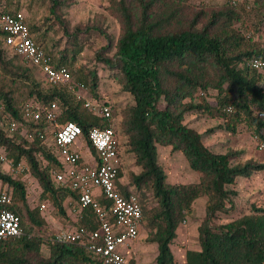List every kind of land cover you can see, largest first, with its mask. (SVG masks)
<instances>
[{"label": "trees", "instance_id": "obj_1", "mask_svg": "<svg viewBox=\"0 0 264 264\" xmlns=\"http://www.w3.org/2000/svg\"><path fill=\"white\" fill-rule=\"evenodd\" d=\"M14 1L0 0V12H21L19 5L12 8ZM50 1L53 15L70 5V0ZM237 5L235 0L221 10L211 11L204 24L206 13L191 11L189 0H113L108 7L121 23L122 33L114 57L98 58L134 99L133 105L122 110L121 126L116 131L118 136L121 130L128 137V149L142 169L139 174H131L127 183L121 169L119 179L124 183L119 184L126 194H135L143 207L142 227L145 223L148 228L147 243L158 246L155 264H264V210L226 224L215 222L219 214H228L235 208L233 197L237 192L230 187L239 178L264 172V164L253 160L239 162L244 152L234 149L214 152L205 144L204 135L185 123L189 114L209 115L225 121L218 127L221 131L236 134L240 125L246 124L255 135L264 138V117L258 115L264 114V75L247 67L252 59H264V47L260 40L234 28L242 20ZM256 5L262 7L264 14V0H256ZM30 29L43 46L38 28ZM92 30L104 36V31L96 27L84 31ZM74 31L76 37L85 33L80 28ZM44 49L54 66L66 67L71 73L77 85L74 92L52 86L35 65L20 55L10 54L0 33V102L4 109L0 111V148L16 165L27 160L41 187V200L51 201L66 217L64 202L75 194L52 184L50 171L60 164L38 136L46 125L24 122L23 110L31 102L57 103L60 123L78 124L85 138L92 128L105 129L108 123L85 107L86 99H78L79 87L84 86L91 98L102 101L97 92L98 72L85 67L74 70L76 56L82 50L75 51L71 59ZM209 90L218 92L215 108L208 102ZM161 102L165 104L163 109ZM229 107L233 108L231 114L226 111ZM112 110L117 118L120 114L114 105ZM6 121L19 122L26 134L22 135L20 129L9 136L2 127L7 126ZM29 134L33 139L26 136ZM160 148L183 154L199 181L169 184L159 164ZM0 186L10 189L13 202L9 209L20 216L24 231L20 238L0 240V264H102L83 245L44 237L40 233L45 226L40 207L27 205L26 184L4 172L1 164ZM203 197L208 201L206 218L198 229L200 249L188 251L185 263H179L171 246L194 203ZM100 202L105 203L103 197ZM78 224L98 228L90 207L83 210ZM44 246L50 251L48 258L42 254Z\"/></svg>", "mask_w": 264, "mask_h": 264}, {"label": "built area", "instance_id": "obj_2", "mask_svg": "<svg viewBox=\"0 0 264 264\" xmlns=\"http://www.w3.org/2000/svg\"><path fill=\"white\" fill-rule=\"evenodd\" d=\"M30 31L23 11L13 14L0 12V33L3 35V42L8 52L20 55L35 65L52 86H62L74 92L77 85L71 73L66 67H56L52 64L44 47L37 42L35 34ZM247 67L264 75L262 58L248 61ZM79 88L78 99H86L85 107L108 123L105 129L92 128L87 138L84 137L83 130L78 124L60 123V109L57 103L45 105L31 102L23 110L24 122L46 125L44 129L39 130L38 136L60 164L50 171L52 184L56 189L75 194L70 196L68 202L72 210L77 213V223L58 229L53 240L59 243L83 245L102 264H135L132 248L141 234L143 207L135 194H126L120 188V184L124 183L119 179L124 160L116 131L118 121L113 114L112 105L85 97L86 88L84 86ZM3 110L0 102V111ZM226 111L231 114L233 108L229 107ZM258 115L264 117L263 113ZM6 122L7 126L2 124V127L9 136H14L20 129H23L22 135L26 134V128L20 126L19 122ZM26 136L33 139L32 134ZM254 139L258 152L264 153V138L255 135ZM0 164L4 172L14 178H21L26 184L28 199L31 193L37 195L38 200L41 201L39 207L42 216L49 221L52 206L49 201L41 200V187L34 179L27 160L23 159L16 165L7 152L0 148ZM34 182H37V187L34 186ZM9 190L0 186V206L3 207L0 211V240L3 241L24 235L20 216L9 209L13 202ZM37 190H40V193ZM96 190L100 192L99 197L95 194ZM101 197L104 198L105 203L100 202ZM87 207L92 209L96 217L98 223L96 229L78 224L83 210ZM187 224L186 218L181 225Z\"/></svg>", "mask_w": 264, "mask_h": 264}, {"label": "rangeland", "instance_id": "obj_3", "mask_svg": "<svg viewBox=\"0 0 264 264\" xmlns=\"http://www.w3.org/2000/svg\"><path fill=\"white\" fill-rule=\"evenodd\" d=\"M112 1L70 0V5L59 8L54 15L51 14L52 3L50 0H15L12 8L16 9L18 5L20 6L29 26L38 28L37 32L42 39V45L47 50L54 52L58 56L67 55L71 59L75 51L82 50L76 56L74 70L79 67H85L87 70L98 72V96L102 98V101H108L116 107L118 114H120L117 116V127L119 129L121 126L122 110L129 105H133L134 99L129 93L123 91L119 83L112 78V71L109 70V67L98 58V55H102L104 58L114 57L116 44L122 33L121 23L108 9ZM234 1L189 0V3L191 11L196 13L203 10L206 13L202 21V24H204L211 11L221 10ZM238 1L236 7L241 12L242 20L234 28L243 35L251 36L256 41L260 40V43L264 47V14L261 13L262 7L259 8L256 5V0ZM190 14L193 13L190 12ZM95 27L104 31V36L97 30H92L90 33L84 31L87 28ZM76 28H80L85 33L76 37L74 34ZM36 73L35 75L41 78V75ZM84 95L91 98L88 92ZM207 95L208 102L215 108L218 104V92L209 90ZM160 106L163 109L165 107L164 102H161ZM185 123L193 126V128L203 134L205 144L214 152L226 153L234 149L244 152L239 162L240 160L242 163L253 160L264 164V153L258 152L254 139L255 135L246 124L240 125L236 134H230L218 129L219 126H223L225 123L223 119L218 117L189 114L186 117ZM209 130L215 131L212 135H208L206 133ZM118 138L124 160L122 170L125 182L127 183L130 180L131 174H139L142 169L136 165L135 157L128 149V137L121 130ZM159 150V164L166 173L169 184H193L199 181V175L190 169L183 154L175 153L170 148H160ZM34 186L37 187V182H34ZM230 189L237 192V196L233 197L235 208L228 214H219L215 220L216 223L226 224L242 216L256 214L257 210H264V172H257L248 179L239 178ZM37 191L40 193V190ZM207 201L206 197L198 199L194 203L192 211L186 216L188 224L186 226L181 225L178 229V236L171 249L179 263H185L188 251L200 249L198 229L206 218ZM27 203L29 207L35 208L41 204V201L40 199L38 200L35 193H31ZM49 203L52 206L53 218L51 217L49 221L45 220V226L40 231L48 239L52 238L58 229H60V226H56L60 222L59 219L67 218V213L66 217H63L54 204L51 201ZM66 210H68V213L72 211V206L69 202L66 203ZM53 219L55 222H53ZM141 228L140 237L134 245L132 254L137 251V255L141 254L143 256L140 260L137 259V264H155L158 255L157 244L147 243L148 228H146L145 223ZM42 254L45 258L49 257L50 251L48 247H43ZM136 257L134 255L135 260Z\"/></svg>", "mask_w": 264, "mask_h": 264}, {"label": "crops", "instance_id": "obj_4", "mask_svg": "<svg viewBox=\"0 0 264 264\" xmlns=\"http://www.w3.org/2000/svg\"><path fill=\"white\" fill-rule=\"evenodd\" d=\"M36 36V35H35ZM36 39H37V36H36ZM192 128H193V126H191ZM254 134V133H253ZM255 135V134H254ZM160 151V150H159ZM95 194H96V196H100V192L98 191V190H96V192H95ZM41 196H42V194H41ZM69 199H70V196L66 199V201L64 202V208H65V211H66V213H67V218L66 219H59L60 220V222L58 223V224H56V226L58 227V226H60V229L61 228H63V227H68V226H71V225H75L76 223H77V220H78V217H77V213H75L73 210L71 211V212H69L68 213V210H66V203L69 201ZM70 211V210H69ZM74 212V213H73ZM51 217L53 218V216H52V213H51ZM53 222H55L54 221V219H53ZM135 245V244H134ZM157 248H158V246H156ZM133 248H134V246H133ZM133 248H132V250H133ZM139 251V250H138ZM136 252V253H135ZM134 252V255L135 256H137L136 257V260H135V258H134V262H135V264H137L136 263V261H137V259H141V258H143V256L141 255V254H139V255H137V251H135ZM139 253V252H138ZM140 253H141V249H140Z\"/></svg>", "mask_w": 264, "mask_h": 264}]
</instances>
